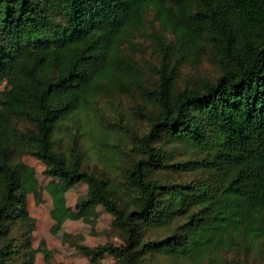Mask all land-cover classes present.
<instances>
[{
  "label": "trees",
  "instance_id": "1",
  "mask_svg": "<svg viewBox=\"0 0 264 264\" xmlns=\"http://www.w3.org/2000/svg\"><path fill=\"white\" fill-rule=\"evenodd\" d=\"M148 11L163 35L152 90L122 53ZM207 54L218 76L177 89L179 68ZM1 86L0 264L18 254L13 224L27 223V196L38 187L16 160L21 152L67 187L84 183L88 198L76 208L102 206L123 232V247L78 246L93 261L140 264L151 252L192 259L213 240L264 235V0H0ZM134 86L153 110L136 108L148 132L133 136L116 185L56 143L97 98ZM177 146L186 158L169 154Z\"/></svg>",
  "mask_w": 264,
  "mask_h": 264
},
{
  "label": "rangeland",
  "instance_id": "2",
  "mask_svg": "<svg viewBox=\"0 0 264 264\" xmlns=\"http://www.w3.org/2000/svg\"><path fill=\"white\" fill-rule=\"evenodd\" d=\"M156 36L163 37L153 12L148 11L140 31L135 32L122 48L124 57L139 69L141 83L147 90H152L157 82L155 72L160 64V53ZM218 74L213 58L207 54L199 64H183L179 68L175 87L180 89L197 79L213 81ZM137 107L153 110L152 104L135 86L130 93L100 96L94 111L79 121L69 123L67 130L60 133V141L56 145L66 149L71 144L79 153L83 167L121 185L125 167L134 156L131 151V143L136 142L133 136L142 137L148 132L146 121L136 116ZM26 126L20 124L18 129ZM82 127L91 130L92 135L87 136ZM72 132L75 134L73 140ZM168 151L175 160L186 158V151L181 146L168 148ZM166 159L170 157L167 155ZM16 160L27 168L28 175L38 187L27 196V223L13 224L10 239L19 251L8 264H27L29 260L32 264H117L114 257L106 255L93 261L78 250V246L125 245L123 232L114 225L112 216L102 206L91 211L76 208L78 203L88 198V187L84 183L67 187L59 179L45 176V165L25 152L16 155ZM167 178H184V175ZM57 207L62 209L58 210V215H52ZM260 222L264 228V215ZM214 244L215 240L211 241L204 255L192 259L151 252L137 257V261L140 264H264V235L250 239L236 234L230 244L227 241L226 244L225 241L217 246Z\"/></svg>",
  "mask_w": 264,
  "mask_h": 264
}]
</instances>
